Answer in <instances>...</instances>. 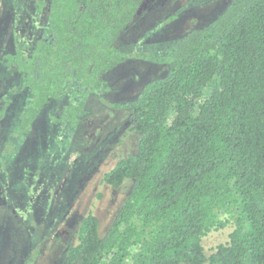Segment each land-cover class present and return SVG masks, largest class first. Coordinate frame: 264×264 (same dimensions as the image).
<instances>
[{
	"label": "trees",
	"instance_id": "trees-1",
	"mask_svg": "<svg viewBox=\"0 0 264 264\" xmlns=\"http://www.w3.org/2000/svg\"><path fill=\"white\" fill-rule=\"evenodd\" d=\"M142 3L36 0L45 37L5 56L32 94L14 132L65 94L56 120L78 127L126 60L116 41ZM137 56L168 72L123 104L138 148L103 181L131 187L103 233L92 211L80 219L61 264H264V0H228L165 54ZM229 224L206 254L203 238Z\"/></svg>",
	"mask_w": 264,
	"mask_h": 264
},
{
	"label": "rangeland",
	"instance_id": "rangeland-1",
	"mask_svg": "<svg viewBox=\"0 0 264 264\" xmlns=\"http://www.w3.org/2000/svg\"><path fill=\"white\" fill-rule=\"evenodd\" d=\"M227 3L144 0L116 41L126 60L105 75L103 92L88 94L79 127L74 130L53 115L68 104L65 94L42 109L36 132L28 137L13 131L32 94L22 74L5 64V53L14 50L19 39L32 43L44 15L38 13L36 0H0V264H24V259L17 262L18 255L27 257L31 244L33 262L27 264H61L67 247L76 242L80 219L89 211L97 216L99 231L107 229L131 183L115 189L103 175L118 159L136 153L140 136L132 130L123 104L168 72L166 64L137 55L165 54L178 38L207 24ZM8 99L11 103L4 108ZM46 115H51L50 121ZM12 134L20 144L10 141ZM232 228L229 224L208 233L203 238L206 254L226 242Z\"/></svg>",
	"mask_w": 264,
	"mask_h": 264
},
{
	"label": "flooded vegetation",
	"instance_id": "flooded-vegetation-1",
	"mask_svg": "<svg viewBox=\"0 0 264 264\" xmlns=\"http://www.w3.org/2000/svg\"><path fill=\"white\" fill-rule=\"evenodd\" d=\"M45 18V17H44ZM42 24H43V22H42ZM43 36V38L45 37V32H44V30H43V27H42V29L41 30H39L38 31V33H36V35H35V38L33 39V41H32V43L30 42H27V41H25V40H20L19 39V41H18V43H16V45H15V48H14V50H16V48H17V46L18 45H25V44H22V41L23 42H25V43H29L30 45H33L34 43H35V41L37 40V38H39V37H42ZM14 50H12V51H9V52H6L5 53V56H6V54L7 53H11V52H13ZM5 64H6V62H5ZM7 65V64H6ZM9 66V65H8ZM9 68H11V69H13V70H15L16 71V69H14V68H12L11 66H9ZM22 74V73H21ZM22 76H23V74H22ZM23 84H24V76H23ZM24 86H25V84H24ZM26 87V86H25ZM28 88V87H27ZM10 103H11V99H8V100H6L5 101V103H4V105H5V107L4 108H6V107H8L9 105H10ZM46 106H52V104H49V102L45 105V107ZM26 108V107H25ZM24 108V109H25ZM44 109V108H43ZM60 108L58 107L57 108V110H55L54 111V113H53V115L55 116V118H57L58 116H59V112H60ZM42 111V110H41ZM41 111H40V113H41ZM23 112H24V110H23ZM23 112H22V114H21V117H22V115H23ZM40 115V114H39ZM39 115L37 116V118L39 117ZM1 116V119H2V117H3V115H0ZM50 116L51 115H49V116H47L46 115V118H50ZM37 118L32 122V124H30V126H24V125H22V127H21V130L19 131V132H14L15 131V129H14V131H13V133L14 134H19V133H22V134H24V135H27L28 137H29V135L31 136L32 134H35V129H34V127H35V122H36V120H37ZM21 118H20V123L17 125V126H21ZM49 121H50V119H49ZM57 121V120H56ZM65 123V122H64ZM66 124V123H65ZM16 126V127H17ZM15 127V128H16ZM78 127H79V125H78ZM77 127V128H78ZM77 128H75V129H77ZM74 129V130H75ZM14 134H12V135H10V141L12 142V143H14V144H16V145H18V144H20V140H19V137L17 136V135H15L14 136ZM51 227H53L54 225H50ZM39 236V235H38ZM38 236H36L35 238H38ZM29 248H28V252H27V257H25V255L23 256L22 254H20V255H18V258H19V261H17V259H16V261L17 262H20L21 260H23L24 259V264H27L28 262H33V259H32V252H31V250H35L34 248H33V245L31 244V245H29L28 246ZM33 248V249H32ZM26 258V259H25Z\"/></svg>",
	"mask_w": 264,
	"mask_h": 264
}]
</instances>
